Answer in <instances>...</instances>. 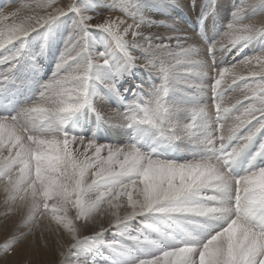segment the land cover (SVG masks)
Masks as SVG:
<instances>
[{"label": "snow or ice", "instance_id": "obj_1", "mask_svg": "<svg viewBox=\"0 0 264 264\" xmlns=\"http://www.w3.org/2000/svg\"><path fill=\"white\" fill-rule=\"evenodd\" d=\"M184 12L192 35L177 26ZM260 17L264 0H32L0 12V222L20 217L0 261L29 264L21 245L39 230L55 237L43 246L54 264H264ZM252 45L258 54L236 61ZM41 57L54 65L44 81ZM101 95L120 106L115 119Z\"/></svg>", "mask_w": 264, "mask_h": 264}, {"label": "rangeland", "instance_id": "obj_2", "mask_svg": "<svg viewBox=\"0 0 264 264\" xmlns=\"http://www.w3.org/2000/svg\"><path fill=\"white\" fill-rule=\"evenodd\" d=\"M5 1H6V0H2V3H1V0H0V9H1L0 12H3L4 9H6V8L9 6L8 4L6 5ZM26 1H28L29 3L32 2V0H31V1H30V0H12V4L14 5V4L18 3V2L23 3V2H26ZM241 2H242V0H241ZM241 2H238V5H239ZM227 5H228V4H227ZM228 8H229V5H228ZM188 13H189V12H188ZM104 15H107V13L105 12ZM102 18H103V16L98 17V19H102ZM228 19H230V16L228 17ZM176 20H177V24L180 26V24H182V23H181L180 21H178V16L176 17ZM93 22H96V21H93ZM227 22H228V21H227V19H226L225 25H226ZM185 27H186V26H185ZM187 29H188V28H187ZM188 30H189V29H188ZM189 31H190V30H189ZM189 33H190L189 35L193 34L191 31H190ZM66 37H67V34L65 33V37H64V38H66ZM60 43H62V48H61V50H63V47H64L63 39L61 40ZM48 60H49V61H48ZM51 63H52V61H51L50 58H47V60H46V58H40L39 65H38L37 70H36V71H37V75L39 76L40 79H41V76H42L46 71H49V72H50L48 79L51 78L52 71L54 70V66H52ZM0 70H2V66H0ZM144 73H146V72H143L142 69L138 70L137 73H136V80H137V81H139V80H143V81L145 82V86L147 87V86H148V82H146V78L144 77ZM146 75H147V77H148V74H146ZM126 82H127V81H126ZM126 82H125V83H126ZM151 83H152V79H150V85H151ZM100 91H101V93H103V91H104V89H103L102 86H101ZM237 94L240 95L239 91H236L233 95H230L229 97H231V98L236 97ZM237 98H238V97H237ZM102 101H103L104 103H106L108 106H110L111 108H113V107L111 106L112 101H109L107 98L103 99ZM229 102H234V101H232V99H230ZM0 210H1V211L4 210L3 207L0 208ZM11 218H14V217H11ZM11 218H10L9 221H11ZM9 221H3V222H0V244H3V243H4L5 238L8 236L9 232L11 231V224H12V223L9 222ZM4 224H7L8 227L5 228V227H4ZM9 224H10V225H9ZM89 228H91V227L89 226L88 229H89ZM36 233H37V234H35V236H29V237H27V239L24 241L25 244H24V243L22 244L23 247H22V245H21V249L27 247L29 264H37V263H38V264H43L42 262L39 263V259H41V258L38 257V253L41 254L40 256H42V257L44 258V254H42V253H44V251L41 252L40 249L37 251L38 246H41V245H42V244H39V241H41V235H40L41 233L38 232V231H37ZM111 233H112V232L106 234V236H107L106 238H107L108 240H112L113 238H117V239L119 238V237H114V236H113V233H112V234H111ZM36 235H37V236H36ZM30 238L33 239V242L31 241ZM34 238H35V239H34ZM37 238L39 239V241L37 240ZM35 240L38 241V245H36L37 243H36ZM26 242H27V245H26ZM40 243H42V242H40ZM34 246H35V249H33ZM50 247L53 248V247H55V245L50 246ZM19 251H20V249L17 250V253H19ZM34 251H35V252H34ZM36 252H37V254H35ZM45 252H46V251H45ZM50 252L53 253L54 251H50ZM104 252H105V254L107 255V254L110 253V250H108V249H104ZM17 253H14L13 255L10 256L11 260H12V258H13L14 261H18V260L21 259V257H20ZM10 258H9V257L6 258L7 261H8ZM13 260H12V262H13ZM55 260H57V258H56ZM55 260H54V261H55ZM2 262H3V263H2ZM0 264H4V261H0ZM52 264H54V263H52Z\"/></svg>", "mask_w": 264, "mask_h": 264}, {"label": "bare ground", "instance_id": "obj_3", "mask_svg": "<svg viewBox=\"0 0 264 264\" xmlns=\"http://www.w3.org/2000/svg\"><path fill=\"white\" fill-rule=\"evenodd\" d=\"M31 1V0H30ZM239 2H241V0H239ZM1 3H2V0H1ZM5 3H6V5L8 4L9 6L6 8V9H4V11L3 12H7V11H11V10H13L16 6H18L21 2H18V3H16V4H12V0H6L5 1ZM23 3H29L28 1H26V2H23ZM227 4H228V0H227ZM115 15V14H114ZM227 17H229V15L228 14H225V18L223 19L224 20V22H226V19H227ZM262 20H264V17H260V18H257V23H260ZM179 21V20H178ZM177 26L180 28V29H187V27H185L183 24H180V26L177 24ZM188 30V29H187ZM152 31H157V29H152ZM190 32V31H189ZM190 34V33H189ZM192 35V34H191ZM42 58H44V57H42ZM147 73H144V77L146 78V82H148V86H150V79H152V78H150L149 76L147 77V75H146ZM240 95H236V97H233V98H231L230 97V99H232V101H235V99L237 98V97H239ZM106 97H104L103 95H101L100 97H98L97 98V101H96V104H97V107L101 110V112L106 116V117H108V118H112V119H115V116H116V112L118 111L117 109H114V108H111L110 106H108L106 103H104L102 100L103 99H105ZM3 207V194L2 193H0V208H2ZM2 212H3V210L1 211L0 210V214H2ZM121 214H123V210H121ZM14 218H11V221H9V222H15V221H18L19 220V216H13ZM107 219V218H106ZM10 225V224H9ZM91 227V226H90ZM38 232H39V230H38ZM91 232H92V227L91 228H85V229H82V232H81V234L82 235H89V234H91ZM110 233V232H109ZM37 234V233H36ZM112 234V233H111ZM41 235V234H40ZM37 236V235H36ZM107 237V236H106ZM31 239V241L33 242V239L32 238H30ZM35 239V238H34ZM54 239H55V237H52V236H50L49 235V233H47V232H45L44 233V239H41V241H39V239L37 238V240L39 241V244H42L41 246H39V248H37V251L40 249V251L41 252H43L44 251V248H43V246H44V244L45 243H48L50 246H53L54 244L52 243V241H54ZM36 241V240H35ZM38 241H36V245H38ZM40 242H42V243H40ZM25 244V243H24ZM26 245H27V242H26ZM22 247H23V245H22ZM52 248V247H51ZM54 248V247H53ZM33 249H35V246H34V248ZM51 250H49V251H44V253H42V254H44V258L42 257V256H40L41 254H39L38 253V257L39 258H41V259H39V263L40 262H42L43 264H52V263H54V260L57 258V259H59V257L55 254V252H53V253H51L50 252ZM35 252V251H34ZM35 254H37V252L35 253ZM8 258V257H7ZM10 258V257H9ZM12 260H13V258H12ZM12 260H11V258L8 260L9 262H12ZM14 261V260H13ZM3 263V262H2ZM38 264V263H37Z\"/></svg>", "mask_w": 264, "mask_h": 264}]
</instances>
